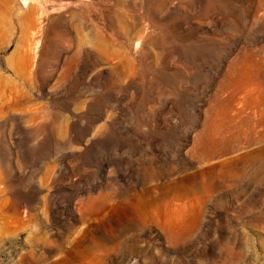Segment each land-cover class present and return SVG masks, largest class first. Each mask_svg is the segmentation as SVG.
Wrapping results in <instances>:
<instances>
[{
  "label": "rangeland",
  "instance_id": "374dc122",
  "mask_svg": "<svg viewBox=\"0 0 264 264\" xmlns=\"http://www.w3.org/2000/svg\"><path fill=\"white\" fill-rule=\"evenodd\" d=\"M0 264H264V0H0Z\"/></svg>",
  "mask_w": 264,
  "mask_h": 264
}]
</instances>
